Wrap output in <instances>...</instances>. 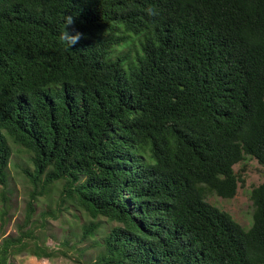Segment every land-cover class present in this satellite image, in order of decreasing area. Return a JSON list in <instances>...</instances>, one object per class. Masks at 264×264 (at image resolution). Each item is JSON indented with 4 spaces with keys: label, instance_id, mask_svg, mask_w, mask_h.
<instances>
[{
    "label": "trees",
    "instance_id": "16d2710c",
    "mask_svg": "<svg viewBox=\"0 0 264 264\" xmlns=\"http://www.w3.org/2000/svg\"><path fill=\"white\" fill-rule=\"evenodd\" d=\"M12 144L33 192L0 264L55 257L27 240L59 182L91 264H264V182L249 229L209 201L264 167V0H0L4 187Z\"/></svg>",
    "mask_w": 264,
    "mask_h": 264
},
{
    "label": "rangeland",
    "instance_id": "374dc122",
    "mask_svg": "<svg viewBox=\"0 0 264 264\" xmlns=\"http://www.w3.org/2000/svg\"><path fill=\"white\" fill-rule=\"evenodd\" d=\"M13 149L9 182L6 187L0 185V245L6 238H17L21 235V226L27 215L30 195L33 192V185L28 174L25 173V170L33 171L30 155L16 145H13ZM243 168H245L243 173L245 182L239 185L238 193L233 199L211 196L209 201L228 212L238 223L249 229L252 226L254 211L251 191L264 182V167L256 160L249 159L237 165L235 171L240 173ZM56 184L51 195L40 197L34 204L32 224L36 225L35 237L27 240L31 244L37 243L40 246L49 247L55 252V257L38 259L23 253L14 258V264H91L101 250L93 247L89 241L83 242L81 239L83 228L92 219L69 204L62 205L59 193L62 183ZM8 191L11 193L9 194ZM5 212L7 215H4ZM47 212L49 214L44 216L46 224L42 226L41 217ZM100 222L103 228L110 225L106 219H101ZM103 235L99 234L97 237L101 238ZM67 240L68 245L65 244Z\"/></svg>",
    "mask_w": 264,
    "mask_h": 264
}]
</instances>
